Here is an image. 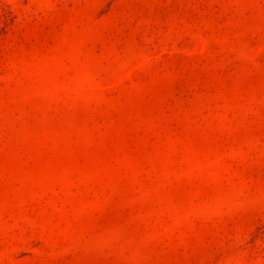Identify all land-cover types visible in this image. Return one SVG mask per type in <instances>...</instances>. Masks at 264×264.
I'll return each instance as SVG.
<instances>
[{"label":"rangeland","instance_id":"1","mask_svg":"<svg viewBox=\"0 0 264 264\" xmlns=\"http://www.w3.org/2000/svg\"><path fill=\"white\" fill-rule=\"evenodd\" d=\"M0 264H264V0H0Z\"/></svg>","mask_w":264,"mask_h":264}]
</instances>
